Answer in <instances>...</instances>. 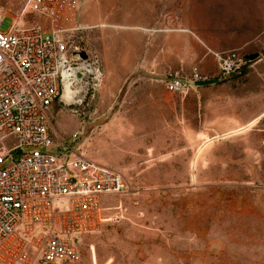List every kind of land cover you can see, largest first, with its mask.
I'll return each mask as SVG.
<instances>
[{
  "label": "rangeland",
  "instance_id": "1",
  "mask_svg": "<svg viewBox=\"0 0 264 264\" xmlns=\"http://www.w3.org/2000/svg\"><path fill=\"white\" fill-rule=\"evenodd\" d=\"M116 1L80 0L77 23L92 49L106 17L124 11ZM25 4L0 0L6 16L1 31L10 29ZM225 10L221 0L209 6L216 25ZM205 32L224 46L238 33ZM257 54L246 75L200 95L204 102L217 100L201 105L196 124L176 127L177 141L147 140L149 126L115 125L117 118L125 121L124 93L100 94L81 116L53 106L57 140L79 131V152L121 172L131 187L104 199L106 219L99 233L82 237L77 264H92L94 254L97 264H264V119L245 129L235 121L257 105L248 93L254 86L264 112V49Z\"/></svg>",
  "mask_w": 264,
  "mask_h": 264
},
{
  "label": "built area",
  "instance_id": "2",
  "mask_svg": "<svg viewBox=\"0 0 264 264\" xmlns=\"http://www.w3.org/2000/svg\"><path fill=\"white\" fill-rule=\"evenodd\" d=\"M79 2L26 0L7 32L0 12V264L81 262L82 237L106 219L104 199L131 190L121 172L79 152V131L57 140L53 128L56 103L81 116L105 83L101 56L83 42ZM213 54L221 79L256 62L239 50ZM208 80L194 67L161 82L184 96Z\"/></svg>",
  "mask_w": 264,
  "mask_h": 264
},
{
  "label": "crops",
  "instance_id": "3",
  "mask_svg": "<svg viewBox=\"0 0 264 264\" xmlns=\"http://www.w3.org/2000/svg\"><path fill=\"white\" fill-rule=\"evenodd\" d=\"M116 3L124 11L106 17L107 24L100 26L94 42L105 70L100 94L124 93L125 121L117 118L114 124L149 126L148 135L152 137H146L147 140L177 141L176 127L196 124L201 105H214L217 100L204 102L200 97L216 83H203L198 90L183 96L169 93L162 79L174 72L190 75L194 67L209 79L216 78L220 68L213 53L239 50L249 55L264 49V0H221L228 11L223 13L220 26L209 13L214 0H117ZM216 28L237 30L236 42L226 46L214 42L205 31ZM248 90L258 103L235 119L241 129L264 119L258 99L261 90L256 86Z\"/></svg>",
  "mask_w": 264,
  "mask_h": 264
},
{
  "label": "trees",
  "instance_id": "4",
  "mask_svg": "<svg viewBox=\"0 0 264 264\" xmlns=\"http://www.w3.org/2000/svg\"><path fill=\"white\" fill-rule=\"evenodd\" d=\"M250 65V64H249ZM248 68L249 67H246L245 69H244V71L241 73L242 75H245L246 74V72L248 71ZM235 77V76H234ZM226 81V79H221V78H212V79H209L208 81H206L204 84H206V85H210V84H214V83H216V84H221V83H224Z\"/></svg>",
  "mask_w": 264,
  "mask_h": 264
},
{
  "label": "water",
  "instance_id": "5",
  "mask_svg": "<svg viewBox=\"0 0 264 264\" xmlns=\"http://www.w3.org/2000/svg\"><path fill=\"white\" fill-rule=\"evenodd\" d=\"M259 54L254 53V54H249L246 56V59L250 60V61H255L256 59H258Z\"/></svg>",
  "mask_w": 264,
  "mask_h": 264
},
{
  "label": "bare ground",
  "instance_id": "6",
  "mask_svg": "<svg viewBox=\"0 0 264 264\" xmlns=\"http://www.w3.org/2000/svg\"><path fill=\"white\" fill-rule=\"evenodd\" d=\"M156 3V2H154ZM141 257V256H139ZM92 264H97V258H96V255L94 254V257H92Z\"/></svg>",
  "mask_w": 264,
  "mask_h": 264
}]
</instances>
